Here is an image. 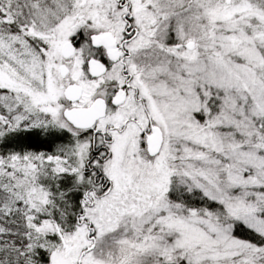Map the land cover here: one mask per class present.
<instances>
[{"label":"snow or ice","instance_id":"1","mask_svg":"<svg viewBox=\"0 0 264 264\" xmlns=\"http://www.w3.org/2000/svg\"><path fill=\"white\" fill-rule=\"evenodd\" d=\"M0 264H264V0H0Z\"/></svg>","mask_w":264,"mask_h":264}]
</instances>
